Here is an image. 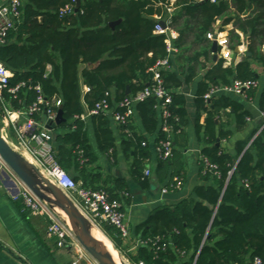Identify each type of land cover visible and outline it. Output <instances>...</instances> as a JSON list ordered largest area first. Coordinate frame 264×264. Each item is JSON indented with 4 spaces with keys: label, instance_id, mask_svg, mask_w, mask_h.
I'll use <instances>...</instances> for the list:
<instances>
[{
    "label": "trees",
    "instance_id": "trees-1",
    "mask_svg": "<svg viewBox=\"0 0 264 264\" xmlns=\"http://www.w3.org/2000/svg\"><path fill=\"white\" fill-rule=\"evenodd\" d=\"M158 3L159 0H81L75 12L76 0H27L21 23L10 33L7 43L0 45V61L14 73L9 86L26 84L17 99L4 91L6 101L15 109H27L36 100V86H41L47 99L59 97L65 118L55 129L59 164L83 187L106 190L122 204L128 199V182L117 180L111 189L106 181L95 186L101 175L89 170L97 160L89 122L75 117L85 114V105L90 110L103 99L116 109L125 98L153 84L149 68L167 55L166 37L154 34L156 17L166 15ZM68 6L74 8L73 13H63ZM176 7L179 11L174 12L172 21L179 32L174 41L178 53L171 69L161 73L163 86L172 98L168 106L172 116L167 120L171 133L162 130L164 121L158 109L161 102L152 97L134 106L140 129L133 124L134 119L119 128L123 150L133 160L132 179L144 189H151L156 180L168 192L179 191L173 188L174 180L179 179L183 186L185 168L176 147H180L190 123L188 98L182 88L198 82L194 97L196 128L205 139L201 184L191 197L173 206L156 208L136 227L135 233L143 244L130 261L250 264L256 258L264 260V129L240 141L235 152H228L221 144L233 132L222 123V116L233 114L241 130L253 115L227 95L205 99L212 87L258 81L253 64H260L264 73V0H176ZM219 20L223 27L235 24L229 32L233 53L242 44L238 32L247 43L250 54L246 52L237 65L226 66L222 58L214 60L213 41L207 39V34L215 32ZM81 79L91 89L84 97L85 105ZM256 92L257 89L250 91L248 98L253 99ZM260 107L264 109V87ZM203 113L207 117L201 125ZM90 121L98 149L111 155L116 150L111 116L101 113ZM167 139H171L173 156L167 160L157 156L154 174L146 177L144 171L153 155L150 145L157 146ZM204 159L213 167L207 166ZM104 226L102 230L118 249L116 229Z\"/></svg>",
    "mask_w": 264,
    "mask_h": 264
},
{
    "label": "built area",
    "instance_id": "built-area-1",
    "mask_svg": "<svg viewBox=\"0 0 264 264\" xmlns=\"http://www.w3.org/2000/svg\"><path fill=\"white\" fill-rule=\"evenodd\" d=\"M218 3L221 0H210ZM158 6L164 7L165 16L156 17L154 34L166 37V52L164 59L157 61L149 68L153 74V84L146 87L134 97H127L113 109L107 99L99 101L93 109L87 110L82 116L75 118L88 120L94 115L104 113L111 116L113 122L119 127L132 123L136 112L134 106L148 98H155L161 102L158 109L161 112L163 125L162 130L171 133V126L167 120L172 114L169 105L172 103L170 92L163 86L161 73L170 70L172 61L178 50L174 46V41L179 38L178 31L173 26L172 17L176 10V0H159ZM24 3L22 0H8L0 4V45H5L11 32L15 31L21 23L23 17ZM74 12L72 6H68L63 13ZM218 43L221 48L218 54L220 58L228 64L231 61L229 53H224L225 49L230 50L229 40L221 38V32L216 30L207 34V39ZM245 43L237 47L240 54L245 55L247 49ZM247 44V43H246ZM231 51V50H230ZM50 69V68H48ZM14 73L0 61V118L13 135L12 147L28 163L33 165L40 173L53 185L60 189L71 199L75 207L88 217L95 225L103 224L114 227L117 236L122 240L129 239L131 235L123 204L118 199L112 198L106 190H93L83 187L82 183L76 182L59 164L54 144L53 130L48 126L55 123L58 111L62 106L59 97L54 96L47 99L42 92L41 86L34 88L37 93L35 102L27 109H15L6 101L3 93L7 91L14 99H17L18 92L25 87V83H20L10 87ZM259 88V81H235L229 86L212 87L206 94L205 99L210 100L222 94L241 95L248 99L249 92ZM85 93H90L89 87L84 88ZM262 120L261 130L264 129V109L260 111ZM146 146V143H143ZM158 157L167 160L173 156V145L171 139L161 140L155 146ZM1 160V159H0ZM2 161V160H1ZM207 166L213 167L204 159ZM3 162V161H2ZM146 177L152 176V169L147 167L144 171ZM173 188L181 189L182 182L175 179ZM167 193V189H163ZM22 203L21 212L27 217H41L48 221L46 235L56 240V245L60 249H80L75 241V234L72 227L65 220L58 208L40 199L30 188L21 182V191L16 197ZM89 264H99L96 260ZM138 264H144L139 262ZM251 264H264L260 258L254 259Z\"/></svg>",
    "mask_w": 264,
    "mask_h": 264
},
{
    "label": "crops",
    "instance_id": "crops-1",
    "mask_svg": "<svg viewBox=\"0 0 264 264\" xmlns=\"http://www.w3.org/2000/svg\"><path fill=\"white\" fill-rule=\"evenodd\" d=\"M5 1L8 0H0V4ZM22 1L25 4L27 0ZM177 11H179L178 7H176L175 12ZM219 27L223 28L221 31V38H227L229 40V32L235 28V24L232 23L223 27L222 21L219 20L217 21L215 31L218 30ZM238 33L241 36L242 43H244V36L240 32ZM245 48L248 51L246 43ZM220 49L221 48H218L217 60L220 59V56L218 55L221 51ZM230 50H224V53H229L231 58V61L226 64V66L237 65L242 61L244 55L240 54L239 51H236L237 48L235 53ZM253 68L259 76V88L253 99H247L241 95L224 94L246 109H249L253 115L251 119H247L246 126L241 130L237 129L233 114L222 116V123L226 124L228 129L233 132L232 137L229 140H224L221 144L230 153L235 152L237 144L240 141L249 138L254 131L257 130L258 134L261 130L262 120L260 118V99L264 87V73L260 64H253ZM197 85L198 82H195L182 88V92H185L188 98L187 108L190 116V123L184 130V137L180 139V147H176V149L182 154V161L185 168V182L182 188L176 192L164 193V186L160 185L156 180H154L151 189H144L140 184L136 183L132 179L130 173L133 160L127 157L123 150L121 140L122 131L119 126L112 122V129L116 139V150L109 155L102 153L98 149L93 126L90 119L87 120L89 122V137L97 157L96 162L89 166V170H92L95 175H101L100 182L97 181L95 186H101V182L106 181V186L110 189L115 188L117 180H126L129 184L128 199L124 201L123 208L130 227L131 235L127 240H122L118 236L116 237L118 240V249L111 240L117 250L114 249L111 242L106 238L114 249V252L121 254L127 260H130V256H136L139 248L143 244L141 238L135 233L136 227L156 208L165 205L173 206L184 199L191 197L194 189L201 184L200 160L202 158V149L205 146V139L203 133L201 132L199 134L196 128L197 107L195 106L194 97L197 91ZM85 87L86 86L81 79L82 103L84 105V97L87 94L84 91ZM87 110L88 109L85 105V113ZM230 112V110L226 111V113ZM206 117L207 115L203 113L200 119L201 125L204 124ZM133 124L140 129V123L137 117H134ZM57 131L58 130L53 131L54 138L58 133ZM0 135L13 149L11 144L13 135L10 130L6 128V125L1 118ZM150 140H152V138ZM150 147L152 148L153 155L152 159L148 162V165L152 169V174H154L157 164V155L155 152V146L151 144ZM113 156H115V158H113ZM73 177L76 178L77 175L73 174ZM118 185H120V183H118ZM20 191L21 181L6 166V164L0 161V264H89L91 257L84 252V250L77 248L60 249L57 247L56 240L54 238H49L46 235L48 221L41 217H27L21 212L22 203L16 198ZM79 213L84 219L88 220L91 225L95 226V224L81 211H79ZM102 229L103 228L101 227V231H98L104 236H107ZM89 231L93 234L91 229H89Z\"/></svg>",
    "mask_w": 264,
    "mask_h": 264
},
{
    "label": "water",
    "instance_id": "water-1",
    "mask_svg": "<svg viewBox=\"0 0 264 264\" xmlns=\"http://www.w3.org/2000/svg\"><path fill=\"white\" fill-rule=\"evenodd\" d=\"M76 2L77 8L75 12H78L81 0H76ZM114 25L115 23L111 24V26ZM218 48V43L215 37L212 48L215 60H217ZM247 54L249 55L250 53L247 52ZM90 67L92 68L93 65H90ZM127 93H129V88H127ZM64 122L65 118L63 115V110L62 108H60L55 119V123L50 124L48 128L54 131L58 126H60ZM0 158L6 164V166L17 176V178L28 188H30L40 199L50 203L53 206H56L66 214L71 227L75 230L77 236L79 234V237L83 241L85 249L92 255L94 259H96L99 264H117L113 260L104 257L100 253L98 248H96L95 251L88 247L89 242L94 243L98 247H102V245L93 237V235L91 234L88 227L83 221L84 218L81 216L79 210L75 207L73 202L65 195V193H63L48 179H46L38 169H36L33 165H31L23 157H21L16 151H14L1 135ZM41 188H44V190H42ZM43 191H48L50 193L47 195V193ZM51 196H53L55 200H52ZM80 230L83 231V233L85 234V239L83 238V235L80 234ZM121 264L127 263L121 260Z\"/></svg>",
    "mask_w": 264,
    "mask_h": 264
},
{
    "label": "rangeland",
    "instance_id": "rangeland-1",
    "mask_svg": "<svg viewBox=\"0 0 264 264\" xmlns=\"http://www.w3.org/2000/svg\"><path fill=\"white\" fill-rule=\"evenodd\" d=\"M1 159V158H0ZM1 161V160H0ZM2 162V161H1ZM4 163V162H3ZM5 164V163H4ZM42 190H44V188H41ZM46 190V189H45ZM43 192H45V193H47V195L50 193V192H48V191H43ZM51 199L52 200H55V198L53 197V196H51ZM56 207V206H55ZM58 210H59V212L61 211V209H59L58 208ZM63 212V211H62ZM61 213V212H60ZM62 215V214H61ZM67 218V217H66ZM65 218V220L69 223V221H68V219H66ZM69 225H70V223H69ZM89 227H91L90 229L92 230H96V231H98V230H100L101 229V227L103 228V226L104 225H106V224H103V225H101V226H98V225H95V226H93V225H91L90 223H89ZM71 226V225H70ZM105 227V226H104ZM99 228V229H98ZM73 229V228H72ZM98 229V230H97ZM74 230V229H73ZM92 230V231H93ZM94 232L93 231V237L99 242V243H101V245H102V247H99V249L101 250V252H102V254L103 255H105V256H111V255H109V253L103 248V245L105 244V240L104 239H98V236H97V234H99L98 232ZM101 231V230H100ZM80 232V234H82L83 235V238L85 239V234L83 233V231H79ZM78 233V232H77ZM74 236H75V241H76V243H78V245L80 246V248H81V250H84V252H86L87 254H89L90 255V257H91V259L92 260H96V259H94L93 257H92V255L85 249V245L83 244V241L81 240V238L79 237V234H78V236H77V234H76V232H75V230H74ZM82 235H81V237H82ZM110 242H111V239L109 238V237H107V236H105ZM111 244H112V242H111ZM88 245L92 248V246L90 245V242L88 243ZM113 245V244H112ZM113 247H114V245H113ZM98 248V247H97ZM114 249L115 250H117L115 247H114ZM116 256L117 257H115L119 262H121V260H123V261H125L127 264H133L130 260H127L125 257H123L121 254H119V253H116Z\"/></svg>",
    "mask_w": 264,
    "mask_h": 264
},
{
    "label": "bare ground",
    "instance_id": "bare-ground-1",
    "mask_svg": "<svg viewBox=\"0 0 264 264\" xmlns=\"http://www.w3.org/2000/svg\"><path fill=\"white\" fill-rule=\"evenodd\" d=\"M61 212V211H60ZM61 214L63 215V217L64 218H66L67 216H66V214L64 213V212H61ZM66 219H68V218H66ZM83 221H84V223L86 224V226L88 227V229H90L91 227H89L90 225H89V221L88 220H86V219H83ZM91 224V223H90ZM93 230V229H92ZM94 232L96 231V230H93ZM96 232H98L99 234H97V236H98V239H104L106 242H105V244L103 245V248L109 253V255H111V256H105V255H103L102 254V252H101V250L99 249V247L97 246V245H95L94 243H92V242H90V245L92 246V248L88 245V247L90 248V249H92V250H95L97 247H98V250L100 251V253L104 256V257H106V258H108V259H111V260H113L114 262H116L117 264H121V262H119L115 257H117L116 256V253L114 252V249L111 247V245H110V243H109V241L106 239V237L102 234V233H100L99 231H96ZM96 251V250H95Z\"/></svg>",
    "mask_w": 264,
    "mask_h": 264
}]
</instances>
